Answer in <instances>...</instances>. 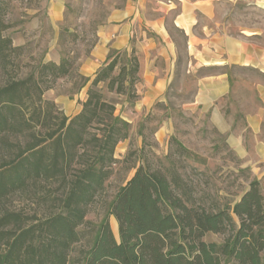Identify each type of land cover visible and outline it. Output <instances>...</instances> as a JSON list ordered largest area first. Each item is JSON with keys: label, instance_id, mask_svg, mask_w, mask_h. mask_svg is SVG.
Masks as SVG:
<instances>
[{"label": "trees", "instance_id": "trees-1", "mask_svg": "<svg viewBox=\"0 0 264 264\" xmlns=\"http://www.w3.org/2000/svg\"><path fill=\"white\" fill-rule=\"evenodd\" d=\"M10 2L0 0V73L7 75L0 82V138L12 133L29 138L0 160V203L42 183L57 184L61 195L60 209L48 216L0 212V264H73V252L92 225L89 207L120 162L115 156L118 143L129 136L130 123L115 115V105L99 87L139 98L141 61L135 47L111 50L84 83L91 81L82 109L67 116L44 93L74 74L77 60H39L28 75L20 76V68H14L19 67L24 46L14 45L7 33L12 27L7 20ZM171 31H180L185 39L180 29ZM171 144L179 159L205 163L176 138ZM142 156L106 215L93 226L94 236L80 264H264L260 180H252L234 202L207 204L171 154L169 163L156 155ZM111 215L118 222V239ZM209 233L222 235L223 241H207Z\"/></svg>", "mask_w": 264, "mask_h": 264}, {"label": "rangeland", "instance_id": "rangeland-1", "mask_svg": "<svg viewBox=\"0 0 264 264\" xmlns=\"http://www.w3.org/2000/svg\"><path fill=\"white\" fill-rule=\"evenodd\" d=\"M7 20L12 27L7 32L16 46L23 45V55L17 60L20 76L30 73L39 61L59 62L62 58L77 60L74 74L59 79L44 98L53 101L67 116L82 109L81 102L87 97L90 84L84 62L98 43L100 28L114 12L134 0H10ZM56 14L52 15V6ZM218 15L234 34L245 30L254 33L252 39L264 44V1L221 0ZM180 50L179 77L168 87L164 98L149 108L139 109L136 100L126 93L109 91L100 85L106 99L115 105V115L130 123L128 138L120 141L115 156L120 160L114 166L113 176L89 207L86 239L73 252V264L78 262L82 251L94 236L93 226L98 225L108 211V206L120 186L126 183L142 160V154L159 156L169 163L167 156L176 158L178 170L197 184L207 204H220L239 199L249 183L260 180L264 193V121L260 127L249 124L250 117L264 109V101L257 90L264 83V74L253 68L233 70L238 83L235 92L210 107L195 105L194 100L199 75L214 72L195 67L192 75L185 76L187 65L185 41L180 31H174ZM15 72V71H14ZM14 72H10L11 75ZM7 75L0 73V82ZM85 85V86H84ZM29 136L8 134L0 138V160L14 154L17 143L22 145ZM172 138L179 140L192 152L206 161L204 164L179 159L174 155ZM61 191L57 184H37L10 195L0 203V212L15 210L28 215L48 216L60 209ZM115 237L119 238L116 218L109 217ZM116 222V223H115ZM117 228V229H116ZM207 241L222 242L223 236L209 233Z\"/></svg>", "mask_w": 264, "mask_h": 264}, {"label": "crops", "instance_id": "crops-1", "mask_svg": "<svg viewBox=\"0 0 264 264\" xmlns=\"http://www.w3.org/2000/svg\"><path fill=\"white\" fill-rule=\"evenodd\" d=\"M221 0H134L100 28L99 40L84 62V73L90 77L108 60L111 50L135 47L141 61V81L137 85L136 107L149 108L161 101L168 87L179 77L180 50L172 28L185 36L187 65L185 76L195 67L213 69L199 75L190 107H210L238 86L233 70L244 67L264 74V44L252 39L254 33L240 30L234 34L218 15ZM264 1V0H261ZM55 4L51 14L57 13ZM264 101V83H258ZM249 124L260 127L264 109L250 117ZM264 149V143H263ZM264 158V157H263Z\"/></svg>", "mask_w": 264, "mask_h": 264}, {"label": "bare ground", "instance_id": "bare-ground-1", "mask_svg": "<svg viewBox=\"0 0 264 264\" xmlns=\"http://www.w3.org/2000/svg\"><path fill=\"white\" fill-rule=\"evenodd\" d=\"M116 223V222H115ZM117 229V228H116Z\"/></svg>", "mask_w": 264, "mask_h": 264}]
</instances>
